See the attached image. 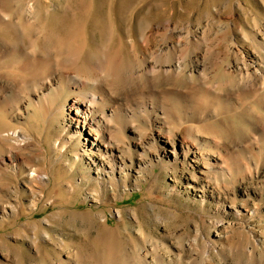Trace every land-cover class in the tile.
<instances>
[{"label": "rangeland", "instance_id": "1", "mask_svg": "<svg viewBox=\"0 0 264 264\" xmlns=\"http://www.w3.org/2000/svg\"><path fill=\"white\" fill-rule=\"evenodd\" d=\"M0 264H264V0H0Z\"/></svg>", "mask_w": 264, "mask_h": 264}, {"label": "bare ground", "instance_id": "2", "mask_svg": "<svg viewBox=\"0 0 264 264\" xmlns=\"http://www.w3.org/2000/svg\"><path fill=\"white\" fill-rule=\"evenodd\" d=\"M96 98L97 96L94 93L86 94L84 98L79 101V104L75 110L76 114L82 116L85 119L88 118L91 120L94 116H90V114H87L86 112H88V106H91L93 102H96Z\"/></svg>", "mask_w": 264, "mask_h": 264}]
</instances>
